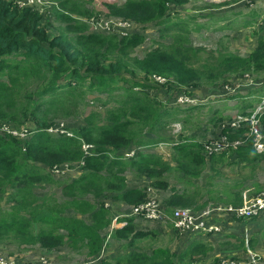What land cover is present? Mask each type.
<instances>
[{
    "label": "trees",
    "instance_id": "obj_1",
    "mask_svg": "<svg viewBox=\"0 0 264 264\" xmlns=\"http://www.w3.org/2000/svg\"><path fill=\"white\" fill-rule=\"evenodd\" d=\"M52 1L58 6L52 14H43L15 0H0V124L25 125L32 132L28 139L0 133V243L39 245L47 250L67 246L85 250L92 257L102 250L105 239L101 231L109 227L111 216L105 203H93L86 196L98 200L110 195L114 201L130 205L146 201V188L128 187L127 171L150 178L158 189H169L164 175L172 163L140 147L170 140L168 125L183 108L173 106L171 97L181 93L193 96L191 89L199 87H226L231 75L263 71L264 38L248 57L203 55L202 48L191 44L189 32L184 30L185 19L178 17L173 25L165 21L172 5L182 6L190 0L100 1L109 16L142 25L161 21L173 31L172 43H159L138 56L135 49L145 41L144 34L119 36L90 30L84 19L102 13L95 9L94 0ZM55 20L60 23L58 31L50 34ZM155 76L167 80L160 83ZM90 94L95 95L91 104L97 106L85 113L84 125L71 128L75 137L47 132L54 123L52 118L77 114ZM260 120L264 130V113ZM247 131V127L230 133L223 130L230 139L245 140L230 150L236 152L239 162L253 164L263 154L255 150L252 138L245 136ZM82 140L94 145L92 154L84 153ZM175 142L174 166L200 177L207 165L203 142L191 137ZM133 148L135 154L126 156ZM233 152L213 154L212 168L230 160L228 155ZM66 162L83 163L81 176L62 187L66 201L36 196L34 187L54 183L51 169ZM197 203L193 195L174 189L164 201L168 210ZM67 209L90 215L91 220L70 216ZM112 236L126 240L132 250L114 263L103 260L102 264H182L210 251L204 243L193 241L180 252H173L168 245L152 247L149 252L141 243L156 237L157 232L136 229L134 217Z\"/></svg>",
    "mask_w": 264,
    "mask_h": 264
},
{
    "label": "rangeland",
    "instance_id": "obj_2",
    "mask_svg": "<svg viewBox=\"0 0 264 264\" xmlns=\"http://www.w3.org/2000/svg\"><path fill=\"white\" fill-rule=\"evenodd\" d=\"M100 1L102 3L104 0H94L95 3L93 5L95 9L97 11L98 9H102L101 14L108 16L106 15L107 12H104L103 6L100 7ZM118 1L120 3L125 2V0ZM208 4L218 5V7H209L207 6ZM90 7L93 6L90 5ZM52 11L53 7L46 9L47 13H52ZM169 12L170 14L165 19L167 25L168 23L173 25L178 17H182L183 20L185 19L186 26L184 30L186 29L189 32L191 44L194 47L203 49V55L209 53L213 55L234 53L248 57L256 48L259 40L264 38V0H238L235 2L234 0H190L182 6L172 5ZM161 23V21L152 22L144 25V27L137 23V25L129 29L132 33L140 32L145 35V41L136 47L134 54L143 56L148 50L157 47L159 43L173 42V31L168 30V26ZM59 24L56 20L53 21L49 33L55 34L56 30L58 31L57 27ZM230 77L231 86L229 87L205 86L191 89L193 98L200 100V103L197 104L200 106H197L191 112L186 108L187 105L175 103L174 100L178 95L171 97V99H174L173 106L183 108H179L182 112L177 114L168 125L169 131L167 134L170 140L159 142L152 146L140 147L143 151L160 156L163 160L170 161L173 165L164 175L170 184V188L167 190L154 188L152 187L153 185L151 186L152 181H150L146 184V186L150 187L149 198H157L164 203L171 190L174 189L178 193L184 192L196 197L198 203L192 204L188 208L197 212L218 206L243 205L245 201L264 192V152H261L263 155L253 164L219 165L218 169L220 171L217 173L214 170H209L210 165H206L202 170L201 177L198 178L187 172V174L180 172L172 161L174 152L173 143L178 141L180 137H191L198 140L209 139L211 136L216 137L222 129L220 123L223 119L224 121L230 119L234 114L240 112L243 104L247 106V109H250L260 102L261 96L264 94V70L257 73L250 72L242 75H231ZM158 93H161L163 99L167 98L163 90H159ZM239 96L245 98L241 99ZM94 97V94L88 95L86 103L80 105L77 114L66 117L58 116L52 118L53 122H64L70 129L84 125L86 123L85 113H88L92 109V105L97 106V104H91L94 103L92 102ZM221 117L223 118L222 120H220ZM178 122L181 123L182 129L175 132L173 130V123ZM80 170L81 167L77 166L73 167V170L66 174H52L55 178H53L54 183H42L35 186V195L41 198L48 197L64 203L67 198L62 193V187L73 180L74 175ZM126 174L131 175L128 171ZM76 175H79V173ZM134 176L136 175L134 174ZM136 178L134 177V179ZM244 193L246 195L243 197ZM238 200L243 201V203L232 204L238 203ZM98 201L100 203L106 202V208L112 207V211L109 210L111 217L122 212L120 210L121 206L117 201L111 199L110 195L99 198ZM106 204L108 205L106 206ZM202 206H204L202 209L195 210ZM75 212L72 209H67L65 213L70 216H76L77 212ZM218 213L221 215H214L209 221L215 223L221 219H229L245 223L254 220L253 217H237L226 211ZM86 219L89 220V216ZM263 221L255 223V228L250 233L248 240L245 237L244 239H239L231 235L230 233L233 232V227L231 226H226L223 229L228 230L227 235H225V231L222 229L219 230L222 231L220 233H213L219 231H211V234H209L210 232H186L188 235H186L187 238L185 240L187 243L193 241L204 243L207 247L206 250L210 249L206 255L201 256L200 254H196L194 256L200 259V261H196V264H264ZM108 234H110L109 228L102 231L106 244L111 242L108 240V237H110ZM212 234L214 240L209 238ZM243 240L244 244L242 243ZM249 240L253 243L248 244ZM179 242L180 239H176L173 237L172 231H168L158 237L152 236L141 244H145L149 252L152 250V247L159 245H168L177 252L180 247L178 245ZM124 245V242H111L110 248L116 251L117 248L123 249ZM0 252L16 255L20 258V261L29 264L40 262L41 258L45 256L43 255L45 254L44 252L50 255L51 264H85L89 260L85 250H73L67 246L47 252L39 249V245L18 246L11 243H0Z\"/></svg>",
    "mask_w": 264,
    "mask_h": 264
},
{
    "label": "built area",
    "instance_id": "obj_3",
    "mask_svg": "<svg viewBox=\"0 0 264 264\" xmlns=\"http://www.w3.org/2000/svg\"><path fill=\"white\" fill-rule=\"evenodd\" d=\"M20 6H29L38 10L40 13L45 14L47 8H54L58 6L57 1L52 0H15ZM50 6H46V5ZM107 15V14H106ZM91 26L92 31H100L105 33H117L120 35L131 34L132 27L137 25L136 22L130 21L123 17L117 16H104L99 14L89 19H84ZM139 24V23H138ZM144 27V25L140 24ZM156 81L165 83L166 78L163 76H155ZM231 86V85H229ZM226 86V87H229ZM175 103L181 105H197L200 100L193 98L191 95L185 93L178 94L176 96ZM264 113V94L261 96L260 102L248 113L234 114L230 119L223 121L220 125L222 127L220 134L216 137L206 139L203 142L204 150L208 155L220 154L231 148L236 149L241 146L244 139H230L227 134H224L223 130H228L227 133L235 132V130L247 127L248 131L245 136L252 138L253 147L258 153L264 152V134L261 124V115ZM182 129L181 123H173V130L178 132ZM233 129V131H229ZM47 132L60 136L65 135L69 137H75V133L70 129L66 123H54L48 127ZM0 133L8 134L20 139H28L31 135V129L27 126L15 127L8 122L0 124ZM176 144L173 143V145ZM82 149L86 155L93 153L94 145L82 140ZM136 148L126 151V156H133ZM83 163H64L55 165L51 172L55 175L66 174L73 170V167L82 166ZM150 190V189H149ZM108 204H106L107 206ZM220 211H226L237 217H258L264 213V192L256 197L245 201L243 205L238 206H218L215 208H206L201 211H194L188 207H176L172 210H168L157 198H149L140 204L132 205L129 211H124L118 215L111 217V223L109 225L110 233H113L116 229L122 228L128 225L129 218L134 219L144 218L151 221L160 222L163 224H171L180 232H211L219 231L218 224L210 222L209 219L214 215H221ZM0 264H29L20 262L16 255H9L0 252ZM34 264H51V261L42 257L40 262Z\"/></svg>",
    "mask_w": 264,
    "mask_h": 264
},
{
    "label": "crops",
    "instance_id": "obj_4",
    "mask_svg": "<svg viewBox=\"0 0 264 264\" xmlns=\"http://www.w3.org/2000/svg\"><path fill=\"white\" fill-rule=\"evenodd\" d=\"M45 13H47L45 11ZM47 14H52V13H47ZM249 93H253V92H249ZM249 96V95H248ZM241 99L245 98L243 96H239ZM200 103V102H199ZM197 106H200V105H187V107L189 108V111L191 112L193 109H195ZM186 107V108H187ZM254 107V106H253ZM252 108L250 109H247V106H245L244 104L242 105V109L239 113H242V112H246L248 113L249 111H251ZM208 139V138H207ZM206 139H201L199 140L200 142L202 141H205ZM227 152L228 154L230 152H233L231 151L230 149L225 151ZM204 153L206 154V160H207V165H210V168L209 170H218V172L220 171L218 169V166H225L227 164L229 165H235V164H245L247 165L246 163H241L238 161V159L236 158V152H233L234 154L233 155H228V158H231L230 160H226V162L224 163H221V164H216L215 168H212L211 166V159L216 155H208L206 153V151L204 150ZM213 156V157H212ZM175 164V163H174ZM133 171H128V173H130L131 175L129 174H126V177H127V184H128V187L129 188H134V187H142V188H146L148 193H149V189L150 187H148V185L146 186V184H148V182L152 181L150 178L146 177V176H142V175H138L137 173L133 172L136 176H134V174L132 173ZM79 175H76L78 174ZM83 173V170L81 169L80 171H78L74 176L73 179L75 178H78L81 176V174ZM134 177H137L136 179H134ZM201 177V176H200ZM150 179V180H149ZM152 186V184H151ZM154 187V186H152ZM156 188V187H154ZM161 190V189H160ZM170 195V194H169ZM246 194L244 193V195H242L243 197L245 196ZM86 199L93 202V203H96L98 202V200H96V198L93 196V195H88L86 196ZM118 204L121 206L120 210L122 212L124 211H129L130 208L132 207V205L128 204V203H125V202H122V201H117ZM106 203V202H105ZM231 203V202H229ZM243 203V201H242ZM234 204V203H232ZM108 210H111L112 211V207L110 206V208H107ZM110 212V211H109ZM76 213V212H75ZM77 217H82V218H85L89 216V220L87 221H90V215H86V216H83V215H80L77 213L76 215ZM75 216V217H76ZM110 216V214H109ZM256 219V220H255ZM251 220V219H250ZM264 220V213L256 218H254V220L252 221H249V222H240V221H233V220H229V219H221L219 221H216L215 223L219 225L220 229H224L226 228V226L228 227H233V232L230 233L231 235H234L236 238H242L244 239V237L248 240L249 236H250V233L253 232L254 228H255V223L258 222V221H262ZM264 223V221H263ZM134 224H135V227L136 229L138 230H152V231H156L157 232V236L158 237L159 235H161L162 233H166L168 231H172L173 233V237H175L176 239H180V242H179V249L177 250V252L183 250L187 245L188 243L186 242L185 238H187L186 235H188V233L186 232H180L178 231L173 225L171 224H163V223H160V222H156V221H151V220H147V219H144V218H138V219H134ZM260 224V223H259ZM171 226V227H169ZM107 228L109 227H106L104 228L102 231L106 230ZM102 231H101V234H102ZM225 231V235L228 234V230H223ZM222 231H219V232H213V233H220ZM184 233V234H183ZM205 233H208V232H205ZM212 232H210L209 234H211ZM168 234V233H167ZM110 237H108L109 239V242H124V246H123V249H119L117 248L116 251L114 249H111L110 246H111V242L109 244H106V239L104 241V244H103V247H102V250L100 251L99 254L95 255V256H92V257H88V261L85 263V264H102V261L103 260H106V261H109L111 263H114L116 262L118 259H120L121 257H123V255H125L126 253H128L129 251H131L132 249H129L128 246H127V241L126 240H116L113 238L112 236V233L108 234ZM190 235H194V234H190ZM253 235V234H252ZM107 238V237H106ZM209 238H211V240H214V237H213V234L212 236H210ZM113 245V244H112ZM177 245V246H178ZM33 247V246H32ZM39 249H41L42 251H53V250H47V249H43L39 246ZM55 250V249H54ZM171 250L173 252H176V250L174 248H171ZM115 251V252H114ZM45 256L43 257H46L48 258L49 260L51 259L50 255L47 254L46 252H44ZM47 254V255H46ZM19 261H20V258H19ZM51 261V260H50ZM196 261H200V259H195V260H189V259H186L182 264H196ZM22 262V261H20ZM194 262V263H193ZM53 264V263H52ZM54 264H58V263H54Z\"/></svg>",
    "mask_w": 264,
    "mask_h": 264
}]
</instances>
